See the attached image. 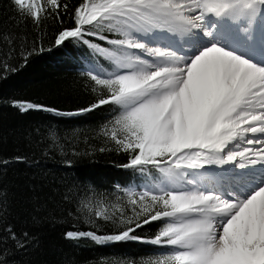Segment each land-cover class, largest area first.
<instances>
[{
    "label": "snow or ice",
    "instance_id": "6c2138e0",
    "mask_svg": "<svg viewBox=\"0 0 264 264\" xmlns=\"http://www.w3.org/2000/svg\"><path fill=\"white\" fill-rule=\"evenodd\" d=\"M46 2L53 10H69V5L58 4V0ZM15 4L26 15L38 18L40 5L36 0H15ZM261 6L264 0H244V7L253 13ZM85 8L87 5L82 3L74 10L75 24L60 30L53 46L60 47L67 38H76L93 49L107 52L118 68L127 69L125 74H109L108 79L92 75L97 84L108 86L111 96L67 113L30 102L26 108L22 104L14 106H19L21 111L71 116L94 111L110 102L119 105L123 111L114 119L110 139L117 151L129 154L130 160L124 167L139 166L144 170L152 165L171 182L173 190L130 193L138 195L141 204L140 211L134 209V216L127 220L135 227L116 235L97 236L93 232L78 235L91 237L101 244L136 240L139 237L130 235L136 228L169 217L173 218L172 222L151 243L175 245L178 250L157 264L169 261L172 264H264V187L241 200L225 199L215 191L186 190L181 183L186 170L200 169L206 164L238 161V166L244 168L264 163V67L216 44L184 63L169 50L148 47L130 38L131 31L152 28H166L181 34L195 31L202 28L208 15L237 17L241 9L231 0H107L82 16ZM59 15L56 11L57 18ZM83 24L93 25L96 30H82ZM105 27L123 37L108 41L114 46L111 52L84 38L87 34L106 39L102 35ZM128 49L145 51L148 56L163 61V65L154 67L138 61L128 55ZM45 50L51 48L46 49L39 43L25 56V62L33 52ZM137 64L143 65L138 71ZM248 133L253 135L247 136ZM241 138L250 147L219 158L230 143ZM149 197L152 203L144 205L143 201ZM158 202L163 203V211L152 210ZM131 203L136 205L137 200ZM11 234L15 238V232ZM75 235L67 232L66 238Z\"/></svg>",
    "mask_w": 264,
    "mask_h": 264
},
{
    "label": "trees",
    "instance_id": "16d2710c",
    "mask_svg": "<svg viewBox=\"0 0 264 264\" xmlns=\"http://www.w3.org/2000/svg\"><path fill=\"white\" fill-rule=\"evenodd\" d=\"M36 2L40 11L34 19L15 0H0V264H157L178 250L151 243L173 218L136 228L130 233L136 240L101 244L78 235H116L135 227L127 220L141 204L130 193L143 192L145 186L162 190L165 176L157 168L124 167L130 156L117 151L110 139L123 109L110 102L69 116L14 106L26 108L30 102L67 113L111 96L108 86L92 79L120 71L107 52L71 37L53 46L58 32L75 24L74 10L82 3L87 5L83 16L107 0H58L69 5L68 11L53 10L46 0ZM80 27L96 30L89 24ZM102 35L106 39L84 38L108 52L114 51L109 40L123 38L106 27ZM41 42L51 50L33 52L25 62ZM143 203L151 204L150 197ZM157 209L164 210L162 202L152 206ZM67 232L77 235L66 238Z\"/></svg>",
    "mask_w": 264,
    "mask_h": 264
},
{
    "label": "bare ground",
    "instance_id": "6f19581e",
    "mask_svg": "<svg viewBox=\"0 0 264 264\" xmlns=\"http://www.w3.org/2000/svg\"><path fill=\"white\" fill-rule=\"evenodd\" d=\"M231 3L239 8L235 0H231ZM263 11L264 6H261L255 13L252 11L245 12L241 9V14L237 17L225 14L229 24L220 26L218 32H211V30L204 28L211 21L212 15H208L205 17L202 28L195 31L181 34L171 32L166 28H156V31L151 32L152 34L145 31H133L132 34L139 37L143 42L146 41L148 47L171 51L181 57L184 63L190 62L205 48L216 44L256 66L264 67L263 58L254 59L250 56L256 55L264 47V18L259 20V16ZM185 14L190 15L187 12ZM195 14L198 15L199 10H196ZM205 32H208L209 35H205ZM135 50L142 51L139 49ZM259 54L262 55V52H259ZM149 61L154 67L163 65V61L156 58L150 57ZM142 67L143 65H141ZM246 135L251 136L253 134L248 133ZM255 135H259V133ZM256 138L260 137L257 136ZM241 140L243 138L230 143L224 153L235 143L239 145L232 148L231 151H239L243 147H250L246 144L243 146ZM240 145L242 146L240 147ZM219 158L222 159L221 155ZM238 164V161L227 164H206L203 168L197 169V171L198 174L204 176L208 184L196 188L193 180H190L192 183L189 184L188 181L186 188L189 190L215 191L216 194L221 195L225 199H247L254 190L264 187V163L248 165L244 168L239 167ZM223 169L225 170L224 174L219 173V170ZM226 190L228 193H226Z\"/></svg>",
    "mask_w": 264,
    "mask_h": 264
},
{
    "label": "rangeland",
    "instance_id": "374dc122",
    "mask_svg": "<svg viewBox=\"0 0 264 264\" xmlns=\"http://www.w3.org/2000/svg\"><path fill=\"white\" fill-rule=\"evenodd\" d=\"M154 31H156V28H152V29L147 30L145 32H148V33L152 34ZM132 32L133 31L130 32V38H133V39L137 40L138 42H143L139 37H136L135 35H133ZM143 43L147 44L146 41H144ZM127 51H128V55L129 56H132V57L136 58L138 61L139 60H143L145 63L152 64L149 61L150 57L148 58V55H146L145 51H138V50H135V49H128ZM140 68H141V65L137 64V69L136 70H138ZM127 71H128L127 69L120 68V71L117 72L116 74H125V73H127ZM241 143L244 146V139L241 140ZM238 145L239 144L235 143V144L232 145V147H229V150H227L225 153H222L221 154L222 159L226 158V155H227L228 152H236V151H231V149L234 148L235 146H238ZM241 146L242 145H240V147ZM190 180H193V182L195 183V187L196 188H200L202 185H207L208 184V182H207V180H205L204 176L202 174H198L197 169L186 170L185 176H184V178H183V180L181 182L186 190H189L188 188H186V185H187V182L190 181ZM161 186H162V190H164V191L173 190L171 182L166 177L161 182ZM144 190L152 192V189L149 186H145ZM175 247L177 248V246H175Z\"/></svg>",
    "mask_w": 264,
    "mask_h": 264
}]
</instances>
